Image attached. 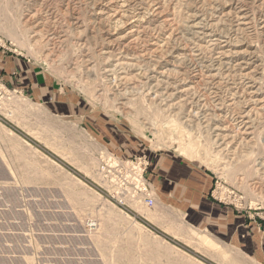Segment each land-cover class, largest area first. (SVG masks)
I'll return each mask as SVG.
<instances>
[{"label":"rangeland","instance_id":"rangeland-1","mask_svg":"<svg viewBox=\"0 0 264 264\" xmlns=\"http://www.w3.org/2000/svg\"><path fill=\"white\" fill-rule=\"evenodd\" d=\"M125 1L0 0V264H264V0Z\"/></svg>","mask_w":264,"mask_h":264},{"label":"built area","instance_id":"built-area-1","mask_svg":"<svg viewBox=\"0 0 264 264\" xmlns=\"http://www.w3.org/2000/svg\"><path fill=\"white\" fill-rule=\"evenodd\" d=\"M149 163L143 157L121 160L114 155L104 160L101 175L110 187L114 188L117 200L123 205L133 204L131 200L152 206L153 192L147 179ZM126 193L129 195L126 197Z\"/></svg>","mask_w":264,"mask_h":264},{"label":"bare ground","instance_id":"bare-ground-1","mask_svg":"<svg viewBox=\"0 0 264 264\" xmlns=\"http://www.w3.org/2000/svg\"><path fill=\"white\" fill-rule=\"evenodd\" d=\"M126 3L125 0H122ZM113 4V3H112ZM121 4V3H119ZM158 4V3H157ZM124 6V5H123ZM103 9V8H102ZM127 10V9H126ZM152 10V9H151ZM102 12V11H101ZM105 12V11H104ZM245 12V11H244ZM124 14V13H123ZM198 14V13H197ZM138 15V14H137ZM242 14H239L238 17V23H237V27L238 28H242L243 26H248L251 24V22L249 21L250 19H248L247 16H241ZM139 16V15H138ZM230 16V15H229ZM230 18V17H229ZM135 19V18H134ZM143 19V18H142ZM141 20V19H140ZM138 21V20H137ZM207 21V20H205ZM139 23V22H138ZM209 23V22H208ZM206 24V23H205ZM143 25V24H141ZM210 25V24H208ZM252 25V24H251ZM193 28H195L193 35H192V39L196 40V41H200V40H204L207 39L206 41L211 45V46H219L220 51H219V56H220V63L219 64H213L212 68H209V71L207 72V74L209 73L212 77L216 76L217 73L213 74V70H216V72H220L225 70L226 72H229L230 70H234V67L237 66V68L243 72V75L248 78L250 81H254L253 79H255V77H253V73L251 71H248L249 69V62H246L247 60H243L240 62H234L232 60H230L231 58H228L229 55H227V53H229L226 49V47H228V39L224 36L218 35L215 32L212 31L211 26H204L201 25L199 22H197L196 24H194V26H192ZM236 27V28H237ZM245 28V27H244ZM133 30V29H132ZM141 30V29H140ZM192 30V29H191ZM138 31V30H137ZM193 31V30H192ZM135 33V32H134ZM137 37V36H136ZM139 37V36H138ZM188 38V37H187ZM136 40V39H135ZM189 43V42H188ZM161 48V47H160ZM212 48V47H211ZM232 51V50H231ZM163 53V52H162ZM191 53V52H190ZM218 55V54H217ZM139 56V55H138ZM241 56V55H240ZM250 56V55H249ZM145 57V56H144ZM237 57V56H236ZM139 58V57H138ZM146 58V57H145ZM137 60V59H136ZM123 61V60H122ZM118 62V61H117ZM152 62V61H151ZM117 64V63H116ZM133 64V63H132ZM136 64V63H135ZM142 64V63H141ZM141 66V65H139ZM154 65H152L153 67ZM174 70V69H173ZM253 71V70H252ZM169 72V70H168ZM213 72V73H212ZM202 73V72H201ZM238 73V72H236ZM241 73V72H240ZM208 74V75H209ZM233 75V73H232ZM242 77V76H241ZM207 80V79H206ZM242 81V79H241ZM244 82V81H243ZM247 82V81H246ZM254 83V82H253ZM252 83V84H253ZM218 85V83H217ZM218 88V87H217ZM257 88V87H256ZM200 90V89H199ZM253 91V90H252ZM247 93V92H246ZM236 97V96H235ZM249 99V98H248ZM257 99V98H256ZM232 100V99H231ZM259 100V99H258ZM257 100V101H258ZM205 102V101H204ZM232 102V101H231ZM233 103V102H232ZM230 104V103H229ZM262 105V104H261ZM254 106V105H253ZM244 115V114H243ZM250 116V115H249ZM240 120V119H238ZM242 124L244 126H246V129H249L250 127L247 126L249 125L250 121H244V117L241 118ZM240 121V122H241ZM230 124V123H229ZM240 124V123H239ZM232 125V124H231ZM233 126V125H232ZM239 128V127H238ZM243 129V128H242ZM230 130V129H229ZM232 130V129H231ZM235 130V129H234ZM233 130V131H234ZM244 131V130H243ZM241 131V132H243ZM252 131V130H251ZM239 132V131H238ZM240 132V133H241ZM221 133V132H220ZM229 133V132H228ZM227 133V134H228ZM231 133V132H230ZM235 133V132H233ZM219 134V133H218ZM232 134V133H231ZM242 134V133H241ZM251 135V134H250ZM233 136V135H232ZM246 137V136H245ZM251 137V136H250ZM244 138V137H243ZM223 141V139L221 140ZM230 141V140H229ZM225 142V141H224ZM227 142V141H226ZM225 142V143H226ZM238 147V146H237ZM112 188V187H111ZM126 196H128V194L126 193ZM115 198V197H114Z\"/></svg>","mask_w":264,"mask_h":264},{"label":"crops","instance_id":"crops-1","mask_svg":"<svg viewBox=\"0 0 264 264\" xmlns=\"http://www.w3.org/2000/svg\"><path fill=\"white\" fill-rule=\"evenodd\" d=\"M1 65H4V66L9 65V67H11L10 69H15V66H14V64H12V62H8V61L4 60L3 58L0 59V66Z\"/></svg>","mask_w":264,"mask_h":264}]
</instances>
